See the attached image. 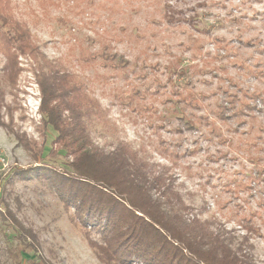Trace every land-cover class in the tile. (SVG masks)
<instances>
[{
  "label": "rangeland",
  "instance_id": "374dc122",
  "mask_svg": "<svg viewBox=\"0 0 264 264\" xmlns=\"http://www.w3.org/2000/svg\"><path fill=\"white\" fill-rule=\"evenodd\" d=\"M43 57L98 101L83 118L96 144L140 150L188 216L264 264V0H0V196L15 168L68 161L41 124ZM8 129L44 143L41 157ZM41 188L16 180L12 195L44 255L104 264Z\"/></svg>",
  "mask_w": 264,
  "mask_h": 264
},
{
  "label": "trees",
  "instance_id": "16d2710c",
  "mask_svg": "<svg viewBox=\"0 0 264 264\" xmlns=\"http://www.w3.org/2000/svg\"><path fill=\"white\" fill-rule=\"evenodd\" d=\"M54 65L43 57L38 110L41 124L55 132L57 152L68 161L63 168L45 162L15 168L2 184L0 264H52L40 250L38 232L17 214L16 180H36L54 196L104 264H257L207 221L188 216L173 181L140 150L124 141L110 149L96 144L83 118L100 114L98 101ZM69 97L74 103L69 104ZM178 117L182 125L194 126L185 114ZM8 131L36 161L41 157L44 143Z\"/></svg>",
  "mask_w": 264,
  "mask_h": 264
}]
</instances>
